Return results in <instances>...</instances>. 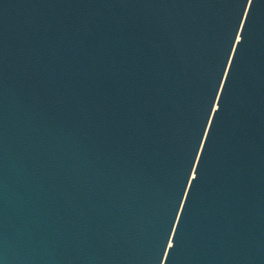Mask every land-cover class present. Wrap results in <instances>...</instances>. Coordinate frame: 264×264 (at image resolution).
I'll use <instances>...</instances> for the list:
<instances>
[{
    "label": "water",
    "instance_id": "1",
    "mask_svg": "<svg viewBox=\"0 0 264 264\" xmlns=\"http://www.w3.org/2000/svg\"><path fill=\"white\" fill-rule=\"evenodd\" d=\"M0 264H264V0H0Z\"/></svg>",
    "mask_w": 264,
    "mask_h": 264
},
{
    "label": "snow or ice",
    "instance_id": "2",
    "mask_svg": "<svg viewBox=\"0 0 264 264\" xmlns=\"http://www.w3.org/2000/svg\"><path fill=\"white\" fill-rule=\"evenodd\" d=\"M248 3L251 4V0H248ZM170 248H174V245H168Z\"/></svg>",
    "mask_w": 264,
    "mask_h": 264
}]
</instances>
